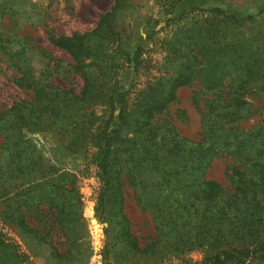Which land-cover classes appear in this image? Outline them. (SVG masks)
Listing matches in <instances>:
<instances>
[{"label": "trees", "instance_id": "obj_1", "mask_svg": "<svg viewBox=\"0 0 264 264\" xmlns=\"http://www.w3.org/2000/svg\"><path fill=\"white\" fill-rule=\"evenodd\" d=\"M158 1L165 16L182 2L203 5L163 20L160 29L140 37L133 54L117 29L132 0H113L90 31L49 36L69 52L74 71L82 75L79 93L53 84L50 74L25 57L24 48L7 45L0 33V54L7 53L20 73L16 84L33 93L31 100L0 111V215L49 244L57 263L81 252L85 220L77 174L61 168L59 157L44 156L34 142L33 133L53 130L64 131L60 141L66 145L59 146L69 154L80 148L91 153L100 184L96 243L105 264L120 256L158 261L196 249L204 257L183 264L264 259V126L241 127L249 98H264V9L241 14L217 4L227 0ZM163 31L165 71L134 89L131 74L142 68L146 46ZM195 81L213 95L198 141L171 124L155 123L177 99L178 88ZM220 155L238 161L227 169L230 193L205 176ZM125 181L155 222L156 237L144 247L124 211ZM54 230L64 238V249L52 243ZM0 264H31L21 244L1 228Z\"/></svg>", "mask_w": 264, "mask_h": 264}, {"label": "rangeland", "instance_id": "obj_2", "mask_svg": "<svg viewBox=\"0 0 264 264\" xmlns=\"http://www.w3.org/2000/svg\"><path fill=\"white\" fill-rule=\"evenodd\" d=\"M227 1L230 3L217 4L235 9L241 14L256 13L264 9V0ZM200 5H203L200 1L182 2L175 8L174 14L169 13L165 16L158 0H132L131 6L119 16L117 29L128 43V51L133 54L140 37H146L154 27L160 29L168 17L178 16L182 10ZM112 6L113 0H0V13L1 11L5 13L0 17V33L3 34L2 39L7 45H11L16 50L24 48L25 57L35 69L50 74L53 84L61 88H73L79 93L84 82L82 75L74 71L73 59L69 52L54 45L49 40V36L90 31L97 25L99 15L110 10ZM164 34V31L161 32L155 37L154 42L150 41L146 46L144 53L146 60L143 61L142 68L136 75L131 74V78L135 79L134 89L144 87L147 81L165 71L162 67L163 52L160 44ZM10 63V56L5 52L1 53L0 111L8 110L15 102L22 99L33 98L32 91L16 84L20 73ZM212 98L213 95L205 91L198 81L182 86L177 90V99L155 118V123L171 124L182 136L198 141L203 132V115L208 110ZM249 102L250 106L241 121V127L249 129L264 126V98L250 97ZM63 133V130L60 132L53 130L36 132L32 136L44 156L51 159L59 157L60 167L78 176L83 200L81 214L82 219L85 220L80 230L81 252L70 260L57 263L52 258L49 244H42L33 236L21 232L15 225L5 222L1 215L0 228L21 244L22 249L29 254L31 264H105L100 257L95 235L97 225L94 207L100 186L97 170L91 162V153L87 152L86 148H80L76 154H69L59 146L60 143L66 145L65 141H60L63 139ZM2 141L0 137V153ZM237 164V159L230 155L217 156L205 170V176L218 181L230 193L232 186L227 169ZM124 195V211L130 221L131 230L138 237L140 245L144 247L156 237L155 222L151 214L138 202L134 188L126 181ZM49 217L50 215L44 219V222L49 223L46 225L47 229L52 227ZM32 220L34 221V218ZM52 236V243L57 244L59 248L64 246L61 244L64 238L57 234L56 230L52 232ZM114 241L117 242L118 239L115 238ZM204 255L202 250L196 249L183 254L170 255L158 261L156 257H138L137 261H126L120 256L112 259L110 264H183L185 261H199ZM249 261V264H264L262 258L249 259Z\"/></svg>", "mask_w": 264, "mask_h": 264}]
</instances>
